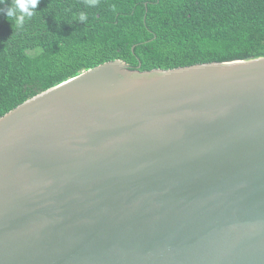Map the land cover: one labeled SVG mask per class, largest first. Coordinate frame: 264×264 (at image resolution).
I'll list each match as a JSON object with an SVG mask.
<instances>
[{
    "label": "water",
    "instance_id": "water-1",
    "mask_svg": "<svg viewBox=\"0 0 264 264\" xmlns=\"http://www.w3.org/2000/svg\"><path fill=\"white\" fill-rule=\"evenodd\" d=\"M0 264H264V57L110 61L0 118Z\"/></svg>",
    "mask_w": 264,
    "mask_h": 264
},
{
    "label": "trees",
    "instance_id": "trees-1",
    "mask_svg": "<svg viewBox=\"0 0 264 264\" xmlns=\"http://www.w3.org/2000/svg\"><path fill=\"white\" fill-rule=\"evenodd\" d=\"M12 3L0 0V118L110 61L152 71L264 57V0H41L15 34Z\"/></svg>",
    "mask_w": 264,
    "mask_h": 264
},
{
    "label": "clouds",
    "instance_id": "clouds-1",
    "mask_svg": "<svg viewBox=\"0 0 264 264\" xmlns=\"http://www.w3.org/2000/svg\"><path fill=\"white\" fill-rule=\"evenodd\" d=\"M41 0H14V3L7 5L3 9V15L11 24L14 34L17 30H22L27 21H30L35 15V10L38 8ZM97 0H87L88 7H95ZM77 21L86 24L88 15L85 11H80L76 14ZM37 52L40 49L36 50Z\"/></svg>",
    "mask_w": 264,
    "mask_h": 264
}]
</instances>
